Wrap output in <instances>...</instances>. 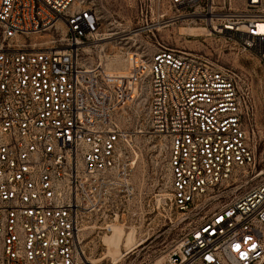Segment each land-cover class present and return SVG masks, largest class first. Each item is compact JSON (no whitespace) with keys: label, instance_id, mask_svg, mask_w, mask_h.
<instances>
[{"label":"built area","instance_id":"obj_1","mask_svg":"<svg viewBox=\"0 0 264 264\" xmlns=\"http://www.w3.org/2000/svg\"><path fill=\"white\" fill-rule=\"evenodd\" d=\"M264 0H143L157 24L200 21L264 67ZM173 11L166 15L164 8ZM61 23L63 41L24 36ZM89 0H0V264H88L85 219L129 197L132 133L113 113L138 102L146 128L163 138L170 201L202 208L254 163L253 104L240 74L162 47L127 56L125 73L84 67V40H97ZM110 232L111 228L106 226ZM264 180L205 215L159 263L260 264Z\"/></svg>","mask_w":264,"mask_h":264},{"label":"rangeland","instance_id":"obj_2","mask_svg":"<svg viewBox=\"0 0 264 264\" xmlns=\"http://www.w3.org/2000/svg\"><path fill=\"white\" fill-rule=\"evenodd\" d=\"M242 0H232L241 8ZM99 15L97 40H84L79 63L84 67L100 64L110 76L125 73L127 56L143 59L162 47L202 56L217 65L236 70L250 90L253 104L252 142L254 163L238 172L233 186L223 190L212 203L180 212L170 201L171 179L168 153L163 138L144 126L143 105L138 102L113 113L117 125L132 133V170L129 197L117 196L107 210L86 216L85 256L88 264L159 263L168 250L212 210L264 180V67L233 40L211 32L200 21L178 20L157 24L143 0H89ZM264 8V2L263 6ZM166 15L173 11L164 8ZM65 27H55L29 36L24 41L58 45ZM111 228L108 232L105 227ZM260 264H264V259Z\"/></svg>","mask_w":264,"mask_h":264},{"label":"snow or ice","instance_id":"obj_3","mask_svg":"<svg viewBox=\"0 0 264 264\" xmlns=\"http://www.w3.org/2000/svg\"><path fill=\"white\" fill-rule=\"evenodd\" d=\"M262 31H264V26H262Z\"/></svg>","mask_w":264,"mask_h":264}]
</instances>
